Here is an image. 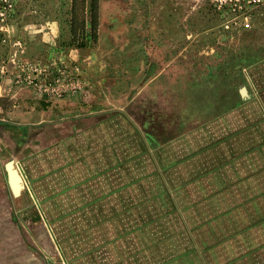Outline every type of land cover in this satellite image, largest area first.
I'll return each mask as SVG.
<instances>
[{
    "label": "rangeland",
    "instance_id": "rangeland-1",
    "mask_svg": "<svg viewBox=\"0 0 264 264\" xmlns=\"http://www.w3.org/2000/svg\"><path fill=\"white\" fill-rule=\"evenodd\" d=\"M72 3L0 0V97L9 109L0 108V261L13 255L12 235L26 242L36 232L34 214L51 237L46 263L181 264L189 247L184 227L153 251L154 243L139 237L142 195L101 194L96 188L121 179L89 171L148 169L124 109L161 131L170 114L144 112L161 84L216 67L232 71L234 61L242 71L263 56L264 0H85L83 13L76 0L74 41ZM79 185L103 200L114 197L115 207L127 196L130 221L106 220L111 212L125 217V209L98 210L97 226H79L72 199ZM163 229L174 234V227Z\"/></svg>",
    "mask_w": 264,
    "mask_h": 264
},
{
    "label": "crops",
    "instance_id": "crops-1",
    "mask_svg": "<svg viewBox=\"0 0 264 264\" xmlns=\"http://www.w3.org/2000/svg\"><path fill=\"white\" fill-rule=\"evenodd\" d=\"M238 67L241 63L234 61L232 71L216 67L207 74L161 84L153 92L152 107L144 111L170 114L161 131L147 121H135L124 109L123 117L134 121L140 133L137 151L140 162L148 160V169L89 171L121 179L120 186L96 188L101 194L136 190L142 195L136 208L141 211L136 218L142 226L139 237L153 242V251L162 240L181 235L175 231L178 225L184 227L189 247L181 251L185 257L181 264H264V55L242 71ZM1 88L0 84V96ZM73 189L79 226H97L98 210L125 209V217L123 212H111L106 220L114 225L121 216L130 221L127 196L121 207H115L114 197L103 200L95 196L94 188ZM32 217L36 232L25 235L26 242L21 235H12L13 255L0 264H50L44 260L51 250L47 224L43 216ZM163 227H174V234Z\"/></svg>",
    "mask_w": 264,
    "mask_h": 264
},
{
    "label": "trees",
    "instance_id": "trees-1",
    "mask_svg": "<svg viewBox=\"0 0 264 264\" xmlns=\"http://www.w3.org/2000/svg\"><path fill=\"white\" fill-rule=\"evenodd\" d=\"M72 1H73V3H72V18H71V36L73 38L72 40L74 41V39L76 37V27H75V25H76V22H77V15H76V12H75V2H76V0H72ZM84 10H85V0H81V11H82V13L84 12ZM91 24L94 27V24L93 23H91ZM80 29H81L80 31L82 33H84V29H85L84 18H82V20H81ZM79 46H81V45H79ZM3 101H4V98L0 97V108L3 109V110L8 111L9 109H7V108L2 106V102Z\"/></svg>",
    "mask_w": 264,
    "mask_h": 264
},
{
    "label": "water",
    "instance_id": "water-1",
    "mask_svg": "<svg viewBox=\"0 0 264 264\" xmlns=\"http://www.w3.org/2000/svg\"><path fill=\"white\" fill-rule=\"evenodd\" d=\"M8 164H11V163H8ZM7 166V165H6ZM10 177V176H9ZM20 180V179H19ZM18 184H19V181H18ZM12 189H13V192L16 194V193H18V191H19V188H18V186H15V187H13L12 186Z\"/></svg>",
    "mask_w": 264,
    "mask_h": 264
},
{
    "label": "built area",
    "instance_id": "built-area-1",
    "mask_svg": "<svg viewBox=\"0 0 264 264\" xmlns=\"http://www.w3.org/2000/svg\"><path fill=\"white\" fill-rule=\"evenodd\" d=\"M257 1H260V0H257Z\"/></svg>",
    "mask_w": 264,
    "mask_h": 264
}]
</instances>
